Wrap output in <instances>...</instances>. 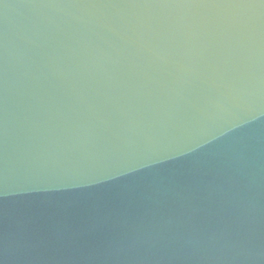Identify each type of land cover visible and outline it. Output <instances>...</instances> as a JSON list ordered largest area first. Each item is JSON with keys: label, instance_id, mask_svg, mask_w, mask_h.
Instances as JSON below:
<instances>
[{"label": "water", "instance_id": "water-1", "mask_svg": "<svg viewBox=\"0 0 264 264\" xmlns=\"http://www.w3.org/2000/svg\"><path fill=\"white\" fill-rule=\"evenodd\" d=\"M0 264H264V0H0Z\"/></svg>", "mask_w": 264, "mask_h": 264}]
</instances>
